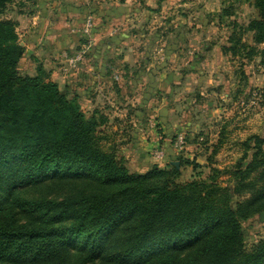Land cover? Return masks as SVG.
<instances>
[{
    "label": "trees",
    "instance_id": "16d2710c",
    "mask_svg": "<svg viewBox=\"0 0 264 264\" xmlns=\"http://www.w3.org/2000/svg\"><path fill=\"white\" fill-rule=\"evenodd\" d=\"M254 7L248 25L231 23L223 50L264 65V0ZM16 26L0 19V264H264V240L248 247L243 227L264 213V138L243 144L244 159L253 151L244 169L204 178L201 164L179 160L132 173L101 147L100 123L76 98L41 69L20 75ZM184 165L191 181L180 180Z\"/></svg>",
    "mask_w": 264,
    "mask_h": 264
},
{
    "label": "rangeland",
    "instance_id": "374dc122",
    "mask_svg": "<svg viewBox=\"0 0 264 264\" xmlns=\"http://www.w3.org/2000/svg\"><path fill=\"white\" fill-rule=\"evenodd\" d=\"M54 2L12 0L0 8V19L17 24L25 48L17 70L35 77L41 69L49 75L46 81L69 100L76 98L85 116L100 123L105 151L139 174L179 160L201 164L204 178L211 168H245L253 151L244 159L243 144L254 135L264 138V65L256 54L250 60L223 47L230 45L232 22L246 26L258 17L254 0ZM89 19L92 27L85 33ZM44 31L59 40H48L38 52L27 41L41 39ZM243 40L252 43L251 36ZM82 51L83 60L71 66L67 57ZM99 77L108 98L98 93ZM179 135L186 139L182 147L176 146ZM181 173L182 182L197 175L186 165ZM219 182L234 186L231 176L220 175ZM243 227L248 247L264 240V213Z\"/></svg>",
    "mask_w": 264,
    "mask_h": 264
},
{
    "label": "crops",
    "instance_id": "0c3cea01",
    "mask_svg": "<svg viewBox=\"0 0 264 264\" xmlns=\"http://www.w3.org/2000/svg\"><path fill=\"white\" fill-rule=\"evenodd\" d=\"M44 2H45V6H46V2H54V0H44ZM52 3H48L47 5H51ZM44 5V4H43ZM53 6L54 5H56L55 4V2L52 4ZM48 7V6H47ZM45 16H46V14H45ZM105 16V15H104ZM109 16H112V14L111 15H109ZM37 18H38V16H35L34 18H33V24H36V21H37ZM46 20V19H45ZM41 21H44V19H42ZM57 22V21H56ZM54 31H56V30H54ZM50 32H52L51 30H50ZM50 32L48 31V32H46V31H44L43 33H41V39H36V40H34V39H28V44L30 45V47L33 49H36L38 52H40V50H41V48L43 47V49H44V47H46L47 46V43H48V40H50L51 41V39L53 40V42L54 41H58L59 40V36H57V35H51L50 34ZM55 33V32H54ZM48 34H50L51 36H48ZM38 36H36V38H37ZM50 38V39H49ZM123 39L124 38H126V35H124L123 37H122ZM44 39V40H43ZM38 40V41H37ZM50 49H51V47H50ZM36 50H35V52H36ZM122 62V61H121ZM125 62H127V60H125ZM95 66L96 67H98L99 66V64H95ZM124 68H128V62H127V64L124 66ZM101 81V79H100V77L99 78H97V81L95 82L97 85H98V88H97V90H98V93H101V91H102V95H104L105 97H107L108 98V96H106V95H108L109 93H108V90H102V88H100L99 87V82ZM100 84H102V83H100ZM156 85H158V82H156L155 83ZM97 90L95 89V92L93 93L94 94V96H96L95 95V93H97ZM105 91V92H104ZM135 145L138 147V143H137V141L135 140ZM170 149V151H171V153L173 152V150H172V148L171 147H169ZM174 153V152H173ZM144 155V154H143ZM142 155V156H143Z\"/></svg>",
    "mask_w": 264,
    "mask_h": 264
},
{
    "label": "built area",
    "instance_id": "2783aa9c",
    "mask_svg": "<svg viewBox=\"0 0 264 264\" xmlns=\"http://www.w3.org/2000/svg\"><path fill=\"white\" fill-rule=\"evenodd\" d=\"M92 27V21L91 19H89L84 27V32L88 33L89 32V28ZM85 51H82L80 53H76L74 56L72 57H67V62L71 65V66H76L78 63H80L83 60ZM185 136L183 135H179L178 137V142L176 143V146L178 147H182L185 144ZM158 159L163 160L164 158V153L160 152L157 154Z\"/></svg>",
    "mask_w": 264,
    "mask_h": 264
},
{
    "label": "water",
    "instance_id": "95a60500",
    "mask_svg": "<svg viewBox=\"0 0 264 264\" xmlns=\"http://www.w3.org/2000/svg\"><path fill=\"white\" fill-rule=\"evenodd\" d=\"M178 168H179V163L178 162H176V163H174Z\"/></svg>",
    "mask_w": 264,
    "mask_h": 264
}]
</instances>
